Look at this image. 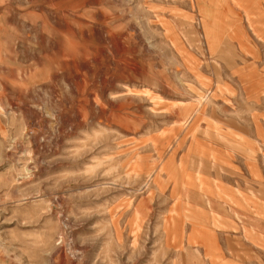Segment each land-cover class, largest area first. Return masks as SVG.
<instances>
[{
    "label": "rangeland",
    "instance_id": "1",
    "mask_svg": "<svg viewBox=\"0 0 264 264\" xmlns=\"http://www.w3.org/2000/svg\"><path fill=\"white\" fill-rule=\"evenodd\" d=\"M218 18L196 0H0V264H264L168 228L204 202L179 189L206 170L198 138L221 141Z\"/></svg>",
    "mask_w": 264,
    "mask_h": 264
},
{
    "label": "crops",
    "instance_id": "2",
    "mask_svg": "<svg viewBox=\"0 0 264 264\" xmlns=\"http://www.w3.org/2000/svg\"><path fill=\"white\" fill-rule=\"evenodd\" d=\"M196 1L212 16H226L218 18L217 27L231 29L212 41L223 44L215 52L226 61L221 74L233 77L220 86L219 91L226 93L222 109L209 115L210 123L220 128L213 138L225 139L226 144L211 141L206 131L197 137L202 152L192 155L206 168L191 182L199 190L191 185L177 188L184 187V192L201 196L204 202L197 206L190 199L186 204L179 201V220L168 228H179L178 233L202 247L213 262L221 245L218 236L235 237L237 250L258 257L264 253V0ZM242 12L251 15L244 20Z\"/></svg>",
    "mask_w": 264,
    "mask_h": 264
}]
</instances>
